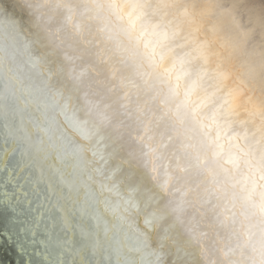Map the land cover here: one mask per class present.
Listing matches in <instances>:
<instances>
[{
    "label": "bare ground",
    "instance_id": "bare-ground-1",
    "mask_svg": "<svg viewBox=\"0 0 264 264\" xmlns=\"http://www.w3.org/2000/svg\"><path fill=\"white\" fill-rule=\"evenodd\" d=\"M24 1L33 13L26 18V28L40 36L41 46L52 52L51 60L42 61L47 68L44 73L38 62L40 78L8 89V76L2 69L11 70L13 65L14 71L15 58L13 55L5 61L9 56L0 53V91L13 97L23 95V101L19 97L16 101L19 112L13 110L16 120L8 123L5 133L25 144L27 158L22 159L42 189L36 192L51 194L58 214L61 210L54 205V193L59 203L63 200L59 193L80 185L82 203L90 206L101 197L97 188L85 189L87 176L82 179L76 175L72 182L68 164L45 146L48 135H66L69 130L56 111L52 133L44 131V120H53L44 114L41 93L63 98L79 90V98L93 106L89 109L92 116L77 126L83 140L73 134L76 147L65 146L66 153L72 150L68 155L75 159L77 168L89 170L86 174L95 177L98 156H92L94 150L112 155L108 167H120V153L131 144L130 160L116 173L117 186L126 189L130 181L123 179V172L140 168L144 175L148 166L152 168L148 173L151 179L144 181L148 193L154 195L158 184L168 192L177 190L173 196L163 194L152 202L155 219L169 236L152 239L153 231L148 232L147 239L140 235L150 244L146 251L162 255V264H171L172 258V264H264V75L259 71L264 67V0H74V10L79 2L89 4L87 21L95 22V30L105 36L109 52L103 51L100 43L91 47L87 38L77 34L75 12L62 30L58 23L53 30L50 22L54 11L47 9L44 0L40 4L37 0ZM59 1L71 9L67 2L73 0ZM243 11L246 21L241 18L244 15L240 17ZM148 36L153 39L147 41ZM23 37L26 42L29 36ZM177 65L179 73L175 71ZM127 138L129 145H123ZM139 142L142 147H137ZM51 143L62 148L60 141ZM150 143L162 146L161 168L160 158L154 161L159 154L154 159L149 155L155 152ZM144 144L149 149L143 148ZM179 164L187 172L189 167L201 174L192 177L190 172L183 177ZM98 180L93 179V184ZM193 188L205 191L202 202L204 197L209 199L208 189L213 188L215 207L202 208L194 200L193 195L199 197ZM71 192L68 196L73 195ZM141 222L132 221L126 231L130 233ZM96 239L94 254L90 250L86 253L91 255V264H109V257L114 264H129L125 258L138 247L137 243L128 245L124 232L117 241L109 242L106 236L104 249L98 250L101 238ZM79 242L72 253L75 264H90L82 262L87 241ZM137 256L130 264H139Z\"/></svg>",
    "mask_w": 264,
    "mask_h": 264
},
{
    "label": "water",
    "instance_id": "water-1",
    "mask_svg": "<svg viewBox=\"0 0 264 264\" xmlns=\"http://www.w3.org/2000/svg\"><path fill=\"white\" fill-rule=\"evenodd\" d=\"M41 1L43 0H37L39 4ZM25 2L24 0H0V49H2L0 53L3 56H6V54L9 56L4 58L5 61L9 58L12 59L14 55V64L16 65H14V71H12L13 65L9 66L11 70H7L8 67L2 69L8 76L6 82V87L8 89L21 86L24 87L27 81L28 84L30 80L33 81L34 79L40 78V71L42 70H39L37 65L38 62L44 69V73L47 68L44 67L42 61L44 58L47 59L48 63L51 60L49 54L52 52H47L45 47L41 46L40 36L36 35L35 30L28 31L26 28V18H29L33 13L29 10L31 7H26ZM43 2V4L47 5V9L49 8L51 11H54L53 18H51L52 20L50 22L51 29L54 30L58 23L62 24V30L66 21H69L71 18V14L75 12V15H73L75 17L73 27H75L77 34L82 36V38H87L91 47L94 46L97 48L99 45L97 43H100L102 48L103 46L105 47L103 51H110V46H106V43L104 44V40H107L105 36H101V34L95 30V22L91 23L87 21L90 15L88 13V3L79 2L80 4L77 3L74 10L75 1L73 0V2L70 3L67 2V6L71 7V9L68 10L65 4L61 3L59 0H44ZM13 8H17L14 10V13L10 12ZM33 12L35 14L34 16H36V10H33ZM103 12L106 13L105 11ZM242 15L245 16L244 11L240 14V17ZM241 18L246 21V16ZM43 31H46V29L43 28ZM24 34L29 36L26 38V42L23 40ZM87 34H89L90 38ZM17 45L18 48L16 47ZM23 45L27 46L26 49L23 48ZM35 45L40 46L42 49L36 48ZM15 49H17V52L14 53ZM55 52L58 51L55 50ZM100 55H103V53ZM117 62L119 63V61ZM34 71L37 72L36 76L33 74ZM259 71L264 75V67H260ZM28 76L30 79H28ZM109 77L110 76L106 79L107 81L110 79ZM126 89H130V87L128 86ZM42 91L45 92L44 90ZM78 91L79 90L71 91V93H68L67 97L63 98L56 94L41 93V103L45 109L44 114L46 115L47 113L50 116L49 119L53 120H50V122L44 120L46 128H44V131L52 133L51 128L55 127L53 114L56 113V111L60 113L62 121H64L69 130V132L67 131L68 134L65 133L66 135H56L55 137L48 135L47 138L50 141L48 140L45 146H49V148L54 151L55 157L63 160L62 163L65 165L68 164L70 167L69 171L72 172L70 174L71 176H68L72 178V182H74L76 175L82 179H86L87 176V181L84 185L85 189L88 190V188H91L96 190L97 188L100 191H96V193L97 195L101 194V197L97 196L90 206L86 205L85 202L82 203L79 199L81 195L83 196V190L81 191L80 185L71 187V194H73L71 196H68L71 189L63 190V193H59L58 195L63 199L59 203H57L58 197L54 193V202H56L54 205H57L61 210L59 214L56 213L55 207L52 205L53 198H51V194L50 197L48 195L41 196L39 194L42 190L41 185H37L30 165L22 159L26 157L23 152L25 145L23 141L20 142L18 138L5 133V127L8 123L10 121L14 122L13 119L16 120L13 116V110L17 113L19 112V108H17L19 105H17L16 101L18 97L23 101V95H15L13 97L11 94L0 91V264H75L73 255L75 253V247L78 243L80 244L79 239L87 241L88 245L87 250H84L82 253L84 256L82 262H90L91 264L89 260L91 255H86V253H89L90 250L92 251V255L94 254L92 248L96 249V237L101 238V244L98 245L99 250L100 247L104 249L107 246L106 236L109 237V242L111 240L117 241V238L120 237L122 232H124L128 245L130 243H137L138 245V247L135 248L136 252H134L132 256L125 258L127 263L130 264L135 258H138V253L140 257L138 259L139 264H160V261L162 264L163 256L153 253L151 249H147L146 251L145 248L150 246V244L143 242L140 235H143L147 239L148 232L153 231L152 239L158 238L159 240V238L164 239L169 236V233L161 226L163 224H158L159 221L155 219L156 215L154 214L155 209L153 204L156 200H160L163 194L173 196L177 190L173 189V191L168 192V188L165 189L162 184H158L157 192L154 195L148 193L147 189L144 187V181L151 179L148 173H151L152 168H148V166L147 172H145L144 175L141 174L140 168L123 172V179L128 178L130 181L126 183V189L119 188L115 183L117 180L115 176L125 161L130 160L129 153L131 144L120 153V167L115 168L111 164L108 167V161H110L109 157L112 155L105 156L104 152H95L94 147H92L94 150V153H91L92 156H94L93 154L98 156L96 157L95 177L92 178L90 173L86 174L90 172L89 170H85L81 167L77 168L78 164L74 161L75 159L68 155V153L73 154L72 150L66 153V147H76L72 140L74 138L73 134L78 135L83 140V136L78 133L77 126L79 122L82 124L85 123L87 117L91 115L89 109L93 106L90 101L83 99V97L80 99L77 93ZM12 92L14 91L12 90ZM28 92L29 91H26L25 94H29ZM44 114H42V116L45 118ZM79 114H81V116H78ZM164 117L165 115L162 118ZM34 122L35 121H33V123ZM144 129H147V127ZM93 136L94 134H92V137ZM129 139L130 138L124 140L122 144L129 145ZM51 141H60L62 148H59L56 144H52ZM150 145L151 148H155V152L152 154L149 153V155L154 159L156 154H159L154 161H156L157 158L161 160V153L159 151L162 150L160 149L162 146L158 145L155 147L156 143H150ZM137 147H142L141 142L137 144ZM143 148L149 149V146L144 144ZM57 149H60L63 154ZM187 153H184L183 158L187 159L189 164V156ZM65 158L67 159L65 160ZM71 161L74 162L71 163ZM178 162L179 160H177V163ZM159 165L161 168L162 160ZM163 165V168H165L166 162H164ZM178 168L183 173V177L190 174V172L192 173V177H199L201 174L200 171L193 170L189 167L187 172L180 164ZM177 176L182 178L178 173ZM93 179H99L97 184H93ZM131 180H133V183ZM130 183L133 185H130ZM200 186L202 187V185ZM216 186L215 183L213 187L216 188ZM37 189L39 193L36 192ZM192 190L198 192L199 198L194 195L193 197L194 200L199 202L202 208H204L205 205H212L209 207L211 209L215 207L216 202L213 198L215 191L213 188L208 189L210 192L207 194L209 199L204 197L205 202L201 200L202 195L205 194L203 188H193ZM64 213H66L65 218ZM141 219L142 222L139 225L137 224V227L134 224L136 228L133 231H130V233L126 231V228L130 227L132 221H137L138 223V220ZM261 225H263V223H261ZM56 226H59V228H56ZM160 229H162L164 233L162 230L160 231ZM65 235L67 238L63 239ZM144 249L145 252L143 253ZM126 250H128V246ZM125 255L127 256L126 253ZM107 260L109 264H114L113 258L109 257ZM174 262L175 259L172 258L171 264ZM101 264L107 263L103 261Z\"/></svg>",
    "mask_w": 264,
    "mask_h": 264
},
{
    "label": "clouds",
    "instance_id": "clouds-1",
    "mask_svg": "<svg viewBox=\"0 0 264 264\" xmlns=\"http://www.w3.org/2000/svg\"><path fill=\"white\" fill-rule=\"evenodd\" d=\"M152 39H153V37H151V36L146 37V40H147V41H151ZM175 71H176L177 73H179L180 68H179L178 65L176 66ZM193 91H195V90H193ZM223 147H224V149H226V148H227V145H224Z\"/></svg>",
    "mask_w": 264,
    "mask_h": 264
}]
</instances>
